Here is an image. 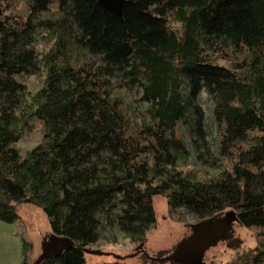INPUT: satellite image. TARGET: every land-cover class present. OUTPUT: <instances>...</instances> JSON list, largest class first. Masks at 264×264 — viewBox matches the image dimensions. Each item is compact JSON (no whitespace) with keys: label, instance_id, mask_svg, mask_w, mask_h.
Wrapping results in <instances>:
<instances>
[{"label":"trees","instance_id":"1","mask_svg":"<svg viewBox=\"0 0 264 264\" xmlns=\"http://www.w3.org/2000/svg\"><path fill=\"white\" fill-rule=\"evenodd\" d=\"M161 2L126 0L119 17L97 0H72L74 7L80 4L81 12H75L74 19L82 32V49L92 55L101 52L115 64L124 63L131 53L130 66L145 75L147 91L168 125L180 111L178 82L182 76L193 77L194 87L200 78L217 84L215 111L223 124L222 137L240 140L253 128L263 134L256 151L264 149V46L263 59L254 58L258 65L249 77L210 64L201 49L204 31L230 35L238 29L235 38H247L248 31L262 34L264 41V0H174L170 3L186 7L174 15L181 29L166 32L148 11ZM67 3L38 0L40 49L26 50L17 40L10 43L0 22V221L16 222L20 217L17 204L28 203L43 211L52 233L74 241L86 239L95 213L123 189L126 179L141 186V193L134 190L129 207L130 231L140 243L154 220L150 197L155 194L164 195L169 206L184 204L200 211L235 204L238 217L254 231L256 242L231 264H264V199L253 192L256 174L236 168L233 173L206 179L178 167L176 161L187 154L172 132L169 137L154 134L153 145H141L139 134L120 130L104 113L109 101L91 63L84 61L77 69L59 65L62 79L58 78L64 84L62 89L53 81L50 90L58 94L53 106L47 105L46 85L34 92L29 88L27 75L48 79L54 53L69 36ZM42 115L47 133L22 152L18 142ZM99 153H104L101 177L90 160ZM141 153L151 158L141 161ZM21 242L23 259L17 264H28L30 244ZM59 249L37 264H84L77 248L59 245Z\"/></svg>","mask_w":264,"mask_h":264},{"label":"rangeland","instance_id":"2","mask_svg":"<svg viewBox=\"0 0 264 264\" xmlns=\"http://www.w3.org/2000/svg\"><path fill=\"white\" fill-rule=\"evenodd\" d=\"M57 4V0H49ZM174 0H162L149 8V13L160 22L159 29L181 28L174 15L179 9L186 8ZM159 4V5H158ZM80 4L68 0L67 13L70 15L69 36L63 41L52 60V72L48 79L45 76L27 75L29 88L34 92L43 85L48 89L47 105L53 106L58 102L57 91H51L53 81L60 85L59 65L67 64L71 68H79L85 61L92 64L93 72L99 76L103 94L109 104L103 110L120 130L139 134L141 145H153L154 134L162 133L169 137L173 133L185 148L187 155H181L176 161L178 167L190 169L198 176L215 177L222 172L233 169H243L256 174L253 192L264 199V149L256 151V145L263 134L256 129H249L246 136L240 140H229L222 137L223 124L215 111V93L217 84L199 79L194 87L193 77L182 76L178 82V104L180 111L173 123H165L166 115L161 111L156 99L147 91V79L143 73L133 69L131 53L126 56L124 63H110L101 52L86 53L81 42V29L74 19L75 12H81ZM38 0H0V22L5 27L6 38L10 43L22 44L26 50L40 49L42 44L36 34ZM143 24V22H141ZM230 35L216 34L204 31L201 49L208 62L220 65L229 72L240 77L252 75L254 58L261 61L264 41L262 34L245 32L247 38L239 36L238 29L230 31ZM17 38V39H15ZM156 40V39H155ZM41 46V47H40ZM262 48V49H261ZM128 61V62H127ZM127 62V63H126ZM255 65V66H254ZM52 78L54 80H52ZM62 79V76H60ZM54 87V86H53ZM63 89V88H62ZM86 115V113H84ZM45 115L33 120L31 128L23 135L17 146L22 152L38 143L47 133ZM133 138H138L133 136ZM78 146V145H77ZM74 156V154H73ZM97 156V155H96ZM92 157L90 160L101 177L104 166V153ZM151 158L150 154L141 153V161ZM252 160H256L253 161ZM256 164V165H255ZM124 174V173H123ZM123 178V177H122ZM123 179V189L115 192L109 201L95 213L92 227L86 230L88 237L73 241L80 251V258L84 264H101L104 262L116 264H181L175 261H159L168 254L174 246L191 232L190 224L208 215H223L228 210L235 211L238 222L233 224L234 236L240 240L236 246H228L220 241L216 246L208 249L204 261L208 264H231L240 254L255 247L254 231L249 228L242 216L239 215L235 204L225 203L215 208L197 210L189 205L169 206L164 195L155 194L150 197L154 220L146 240L140 245L138 236L132 234L130 201L137 193H141V186L128 183ZM220 209V211H217ZM237 209V210H236ZM19 219L14 223L0 221V264H17L23 259L22 242L30 244L28 264H34L47 250L52 236H60L51 232L46 215L31 204H17ZM218 212V214H217ZM208 216V217H206ZM59 243L50 245L51 252L58 253ZM68 247V248H70ZM97 249L101 255L86 253L83 249ZM67 249V248H66ZM149 256H152L151 259Z\"/></svg>","mask_w":264,"mask_h":264},{"label":"water","instance_id":"3","mask_svg":"<svg viewBox=\"0 0 264 264\" xmlns=\"http://www.w3.org/2000/svg\"><path fill=\"white\" fill-rule=\"evenodd\" d=\"M98 4L113 14L122 17L126 0H97ZM238 222L235 211L228 210L223 215L201 219L190 224V234L182 238L174 248L159 261H175L181 264H207L204 261L205 252L216 246L220 241H230L239 244L240 240L234 238L233 224ZM50 243H59L61 248L74 245L69 237L52 236ZM45 254L34 264L51 254L50 245ZM86 253L101 255L104 252L97 249H83Z\"/></svg>","mask_w":264,"mask_h":264},{"label":"flooded vegetation","instance_id":"4","mask_svg":"<svg viewBox=\"0 0 264 264\" xmlns=\"http://www.w3.org/2000/svg\"><path fill=\"white\" fill-rule=\"evenodd\" d=\"M234 238H236V237L234 236ZM224 242H226V244H227L228 246H231V247L236 246V244L230 243V241H224ZM141 244H142V246L144 245L143 242H141L140 245H141ZM237 245H238V244H237ZM149 257H150V259H151L152 256H149ZM206 263H207V262H206ZM207 264H208V263H207Z\"/></svg>","mask_w":264,"mask_h":264}]
</instances>
